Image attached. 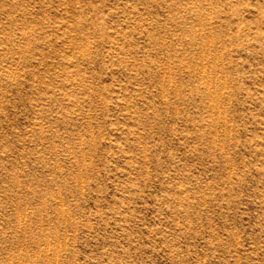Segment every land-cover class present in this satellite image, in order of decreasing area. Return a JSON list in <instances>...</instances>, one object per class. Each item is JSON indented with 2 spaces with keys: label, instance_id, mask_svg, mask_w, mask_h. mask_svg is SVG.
Wrapping results in <instances>:
<instances>
[{
  "label": "rangeland",
  "instance_id": "rangeland-1",
  "mask_svg": "<svg viewBox=\"0 0 264 264\" xmlns=\"http://www.w3.org/2000/svg\"><path fill=\"white\" fill-rule=\"evenodd\" d=\"M0 264H264V0H0Z\"/></svg>",
  "mask_w": 264,
  "mask_h": 264
}]
</instances>
